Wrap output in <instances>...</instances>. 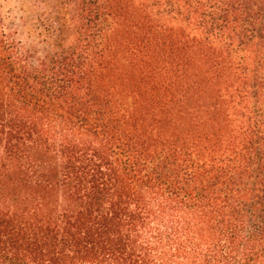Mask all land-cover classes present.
Segmentation results:
<instances>
[{"label":"trees","instance_id":"1","mask_svg":"<svg viewBox=\"0 0 264 264\" xmlns=\"http://www.w3.org/2000/svg\"><path fill=\"white\" fill-rule=\"evenodd\" d=\"M0 17V264H264V0H37Z\"/></svg>","mask_w":264,"mask_h":264},{"label":"rangeland","instance_id":"2","mask_svg":"<svg viewBox=\"0 0 264 264\" xmlns=\"http://www.w3.org/2000/svg\"><path fill=\"white\" fill-rule=\"evenodd\" d=\"M37 0H0V17L5 32L27 45L33 43L36 37L34 28L35 9L33 3Z\"/></svg>","mask_w":264,"mask_h":264}]
</instances>
